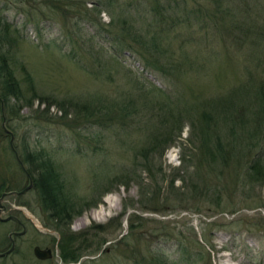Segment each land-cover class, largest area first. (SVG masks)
I'll return each mask as SVG.
<instances>
[{"label":"rangeland","instance_id":"374dc122","mask_svg":"<svg viewBox=\"0 0 264 264\" xmlns=\"http://www.w3.org/2000/svg\"><path fill=\"white\" fill-rule=\"evenodd\" d=\"M169 1L174 8L165 7ZM162 8L177 22L157 16ZM0 17L16 29L0 41V52L13 48L17 77L37 97L34 107L51 103L57 120L24 128L60 165L81 210L60 226L35 185L8 200L51 236L42 244L57 260L61 231L95 227L87 254L64 264H135L138 250L163 253L173 264L178 239L205 250L210 264H264V166L252 169L264 160V125L243 131L238 119L246 110L235 107L254 93L250 83L238 87L264 73L256 60L248 62V46L229 45L225 0H0ZM215 18L224 19L220 30L211 25ZM2 107L0 189L22 191L30 183L15 153L22 142ZM126 171L137 176L129 185L119 178ZM124 202L136 204L126 215Z\"/></svg>","mask_w":264,"mask_h":264},{"label":"trees","instance_id":"16d2710c","mask_svg":"<svg viewBox=\"0 0 264 264\" xmlns=\"http://www.w3.org/2000/svg\"><path fill=\"white\" fill-rule=\"evenodd\" d=\"M170 2L171 1H169L170 5H165V7L168 9L173 7H171ZM225 4L229 45L235 46L237 50H241L242 47L248 46V50H250L252 53L251 55H247L248 62L251 64L253 60H256L257 67H259L264 73V0H225ZM102 7L104 6L96 5L95 8L99 11V13H101L102 10L107 11ZM128 8L130 7H124V9L127 11L126 13L129 12ZM144 9V6L139 4V13H137V16H141L144 12ZM182 11L185 12L184 7H182ZM169 12L171 13V10ZM157 13V16L162 19L170 18L173 22H177L176 19L171 18L172 13L168 14L166 18H164L163 8L161 11L157 10ZM217 14L216 17H220ZM200 16L201 17H198V19L196 18L195 20L200 22L199 18H203L201 13ZM187 21L191 22V17ZM0 22L3 24V29H0V41L2 44H5L7 41H9L7 36L16 29L13 27V23L9 21L3 22L1 17ZM222 22H224V19L215 18L211 25L216 27L214 29L220 30ZM1 23L0 28H2ZM92 25H94V22ZM158 35H156L154 39L157 41L153 42V48L156 50L160 48L158 47ZM16 40L17 38L14 39L12 43L10 41V44H14ZM123 44H125V42ZM230 48V51H236L235 48ZM12 49L13 48L11 47V50L9 49L8 52H0V102L1 106H4L2 107V110H4V113L7 115L6 117L7 121H9L10 129L15 132L16 138L19 140V142H22V144H15V153L17 152L19 154L20 170L23 175L27 174L28 177H33V183L35 185L34 187L38 189L43 204L52 212V218L56 220L57 225L69 226L75 215H78L81 212V210H76V207H78L79 204L73 195L67 191L68 182L64 177V172L61 171L60 165L54 161L50 153H48L45 148H36L37 146H33V143L30 141L32 134L30 133V127L28 128L30 125H38L39 123H43V121L54 122V117L49 115L51 103H46L47 105L42 109V104L36 108L34 107L37 97L34 95L33 89L28 90L24 88L21 78L17 77L16 68L13 66L14 57L11 56ZM162 51L165 52V50ZM156 62V59H148V63L150 65H155ZM174 68L178 69L177 65H175ZM30 75L31 74L29 73L27 76ZM29 80L31 81L32 78ZM248 83H250V88L254 90L253 97L246 98L247 96H245L243 100L239 101L242 104H238V100H235V98L234 100L235 103L237 102L235 107L246 110V113L244 116H242V119L238 120L243 121L240 123L244 125L242 130L247 131L250 134V132H253L247 130L250 123L255 124L254 127L259 124L261 125L262 123L264 125V78L258 77V75L256 76L255 74L251 81L249 80L245 82L238 88L244 89L245 87H248ZM32 87L33 86L31 85V88ZM226 103H228V101H226ZM117 105L118 102H113L110 103L109 107H111L112 111H115L117 110ZM24 107H27L30 110L28 114H23L22 111ZM127 107H129V105H127ZM106 108L107 106H105L104 109ZM126 108L120 106V110L122 111L126 110ZM66 112L67 113H64V115L60 117L61 119L69 115L68 111ZM208 114L209 112L206 114L204 113L205 116ZM99 118H102V116ZM55 121L57 122V120ZM26 125L28 126L25 129L24 126ZM206 125L209 128V124L206 123ZM182 129L183 126L180 129L181 132ZM203 131L205 133L204 139L207 140V137L209 136L204 127ZM210 154H212V156L215 158L216 154L212 150L210 151ZM261 163L263 164L261 165ZM263 166L264 160L263 162L258 161V164H253L252 169L256 173H259L260 170L263 169ZM156 174L157 172L154 173L155 179L158 177ZM133 175H136V173L132 174L129 171H126L121 174L119 178L122 183L129 185L131 181L137 177ZM143 180H141V184L143 183ZM99 203L100 202H96L95 204L98 205ZM135 205V203L129 204L124 202L122 215L128 214L130 212L129 210L132 207H135ZM133 214L134 213L129 216L131 232L130 234L124 236L125 238L123 237V241H127V239L130 238L132 232L134 233L135 222H132L134 218ZM92 228L95 229V227H91V229ZM91 229L80 233L72 232L70 231L71 229L68 230V232L61 231L62 237L59 241L58 247H60V257H62L65 263L79 262L81 261L83 255L87 254L90 246L93 243H91V241L94 239L90 237L94 233L91 231ZM105 240L107 241L108 239L106 238ZM105 240L103 243L106 242ZM177 241H179V251L181 252V255L177 258H173V264L211 263H209V261L206 259L205 250H202L200 247L198 249H193V245L190 246L191 242L189 241H184L182 239H178ZM132 260L135 264H170L163 253L153 257L151 253H143L139 250L137 254L132 255Z\"/></svg>","mask_w":264,"mask_h":264},{"label":"flooded vegetation","instance_id":"af4514ba","mask_svg":"<svg viewBox=\"0 0 264 264\" xmlns=\"http://www.w3.org/2000/svg\"><path fill=\"white\" fill-rule=\"evenodd\" d=\"M22 194L16 188L0 189V264H64L49 245L42 244L43 239L49 243L51 236L40 233L23 207L8 201Z\"/></svg>","mask_w":264,"mask_h":264},{"label":"water","instance_id":"95a60500","mask_svg":"<svg viewBox=\"0 0 264 264\" xmlns=\"http://www.w3.org/2000/svg\"><path fill=\"white\" fill-rule=\"evenodd\" d=\"M3 107H4V106H3ZM4 118H5V115H4ZM4 127H5V129H6V125H4ZM14 138H15V135L13 134V135H12V140H11L12 143H13ZM17 157H18V159H19V154H18V153H17ZM27 173H28V172H27ZM28 174H30V173H28ZM33 186H34V184H33V179H32V177H30V183H29V185H28L24 190H22L21 193H24L26 190L31 189ZM15 192H17V191H15ZM38 254H41V253H40V250L38 251Z\"/></svg>","mask_w":264,"mask_h":264}]
</instances>
